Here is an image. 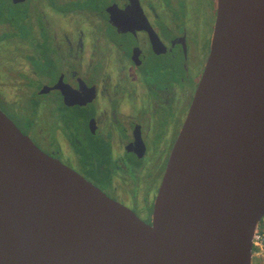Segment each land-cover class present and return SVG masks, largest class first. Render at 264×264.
Segmentation results:
<instances>
[{
  "label": "water",
  "instance_id": "95a60500",
  "mask_svg": "<svg viewBox=\"0 0 264 264\" xmlns=\"http://www.w3.org/2000/svg\"><path fill=\"white\" fill-rule=\"evenodd\" d=\"M264 216V0H218L153 224L0 108V264H253Z\"/></svg>",
  "mask_w": 264,
  "mask_h": 264
},
{
  "label": "flooded vegetation",
  "instance_id": "af4514ba",
  "mask_svg": "<svg viewBox=\"0 0 264 264\" xmlns=\"http://www.w3.org/2000/svg\"><path fill=\"white\" fill-rule=\"evenodd\" d=\"M217 13L218 0H0V44L23 60L4 68L13 95L30 104L19 119L0 108L45 153L152 225ZM41 105L48 125L31 133Z\"/></svg>",
  "mask_w": 264,
  "mask_h": 264
},
{
  "label": "rangeland",
  "instance_id": "374dc122",
  "mask_svg": "<svg viewBox=\"0 0 264 264\" xmlns=\"http://www.w3.org/2000/svg\"><path fill=\"white\" fill-rule=\"evenodd\" d=\"M203 9H205L204 4H203ZM52 19L53 21H58L57 19L59 18L52 17ZM74 19L79 22H82V19L79 17H75ZM21 57H22L21 52L19 50H15L12 45L7 43L0 44V96H4V101L0 102L1 104L0 106L4 108L11 116L13 117L15 116V118L17 119H19L22 116L19 112L21 108L23 107H28L27 109L30 108L29 99L26 97H18L13 95V90H12L13 84L10 81L11 80L10 77H8L7 75L8 71L5 70L4 66H7L10 69L17 68L20 62L23 61L20 60ZM22 67H24L23 69H25V67L27 66L24 65ZM29 90L30 89L27 86L23 85L22 93L19 95L27 96L29 95ZM39 108L36 111L37 113L33 116L34 120L36 121V124L30 127L31 133L35 131L37 126L48 125L49 120L47 118V113H45V111L42 109L43 108L42 105ZM50 125L53 126L54 128L55 124L50 123ZM51 135L55 137L57 135V132H55V130L53 129Z\"/></svg>",
  "mask_w": 264,
  "mask_h": 264
},
{
  "label": "built area",
  "instance_id": "2783aa9c",
  "mask_svg": "<svg viewBox=\"0 0 264 264\" xmlns=\"http://www.w3.org/2000/svg\"><path fill=\"white\" fill-rule=\"evenodd\" d=\"M253 260L264 264V216L257 223L252 242Z\"/></svg>",
  "mask_w": 264,
  "mask_h": 264
},
{
  "label": "trees",
  "instance_id": "16d2710c",
  "mask_svg": "<svg viewBox=\"0 0 264 264\" xmlns=\"http://www.w3.org/2000/svg\"><path fill=\"white\" fill-rule=\"evenodd\" d=\"M253 264H260L259 262H257V261H255V260H253Z\"/></svg>",
  "mask_w": 264,
  "mask_h": 264
},
{
  "label": "bare ground",
  "instance_id": "6f19581e",
  "mask_svg": "<svg viewBox=\"0 0 264 264\" xmlns=\"http://www.w3.org/2000/svg\"><path fill=\"white\" fill-rule=\"evenodd\" d=\"M140 217V216H139Z\"/></svg>",
  "mask_w": 264,
  "mask_h": 264
}]
</instances>
